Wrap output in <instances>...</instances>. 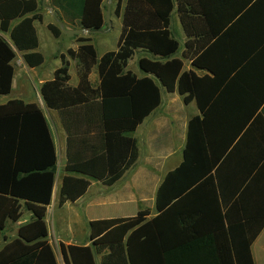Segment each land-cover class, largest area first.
Masks as SVG:
<instances>
[{"label": "trees", "instance_id": "16d2710c", "mask_svg": "<svg viewBox=\"0 0 264 264\" xmlns=\"http://www.w3.org/2000/svg\"><path fill=\"white\" fill-rule=\"evenodd\" d=\"M54 4L71 26L100 32L108 26L105 0ZM40 5V0H0V97L12 92L14 49L32 69L45 63L35 27L44 20ZM175 11L189 38L183 58L209 74L186 71L184 61L176 58L181 44L171 29ZM116 15L123 24L117 51L99 58L90 38L75 36L81 45L68 56L78 62L79 86L69 85L70 63L62 55V67L41 88L45 104L58 112L68 135V175L59 206L87 194L91 182L86 177L111 187L136 164L139 149L131 135L161 106L163 91L179 94L185 105L195 101L201 115L189 122L183 163L158 190L159 215L147 221L150 213L142 211L133 218L91 222L93 246L63 245L66 264H98L99 256L101 264H174L160 263L159 257L175 254L174 212L178 202L197 192H213L220 210L231 209L220 213L222 220L232 224V212L241 215L238 223L244 231L241 247L238 238L234 240L236 264H254L251 246L264 229V0H128L125 6L118 0ZM196 15L205 18L208 37L194 41ZM48 30L56 39L63 37L56 25H48ZM139 50L155 58L139 60L147 75L142 79L126 72ZM95 68L100 77L97 87L90 82ZM89 113L95 118L89 119ZM94 130V137H85ZM21 143L39 146L38 163L13 160ZM82 145L91 146L95 157H80ZM56 164L41 109L22 101L0 106V235L8 220L21 218V201L35 217L0 252V264H58L46 223ZM149 257L156 261L149 263Z\"/></svg>", "mask_w": 264, "mask_h": 264}, {"label": "crops", "instance_id": "0c3cea01", "mask_svg": "<svg viewBox=\"0 0 264 264\" xmlns=\"http://www.w3.org/2000/svg\"><path fill=\"white\" fill-rule=\"evenodd\" d=\"M127 1L128 0H123L124 6ZM110 5L112 14L110 25H112V22L119 23L120 32L117 35V40L115 42L116 47L114 49H109L107 45H105V42L98 45L94 38L90 37L97 51V47L103 48L105 51L102 54H99L98 52L99 58H102L108 52L118 50L122 33V18L116 15L118 0H110ZM43 18V22H36L35 27L40 41L39 51L44 55L45 63L41 67L32 69L25 63L23 54L14 49L17 53V57L19 56L22 61L17 60L16 58L14 62L15 76L12 85V92L10 95L0 97V106H5L12 101H22L25 104H35L41 109L47 119L55 147V155L57 157V164L55 168H53L55 179L52 201L51 205L48 207L46 217L48 227L47 240L55 253L58 264H66L62 252L63 245L66 247L93 246V241L91 240V222L117 218H133L142 211H148L150 213L147 217V221L153 220L159 215L157 210L158 190L167 175L176 170L183 163L189 122L192 118L200 116L201 113L197 106L199 112L192 118H188L187 120L178 118L175 123L178 121L180 129L178 130V133H174L171 128L172 125L169 117L173 114L172 109L176 108V103L178 101L184 103L183 97L177 93L168 94L163 91V102L161 106L144 119L135 133L131 135L132 138L136 139L139 149V159L136 164L126 171L123 177L111 187L103 185L99 180L86 177V179L91 182L87 194L75 203L67 202L61 208L59 206L61 187L64 177L68 175L66 172L68 162V135L61 123L58 112L49 109L45 104L41 95V88L46 82L52 81L55 72L62 67V55L66 56L70 63L69 74L71 80L69 85L73 88L79 86V65L76 60H72L68 56V51L71 49L76 51L81 44L77 41V38L74 40L75 36L71 38L67 35L70 40L69 46L65 52L60 55V62L56 63L55 67L46 68L48 58L42 50V42L40 40L37 24H41L48 30V25H50V23H47L44 15ZM64 21L70 25L65 19ZM204 23L205 18L203 16H194L192 20V40L195 41L203 37H208V30L205 28ZM171 29L173 36L181 44L180 52L177 54L176 58L184 61L185 70L194 71L199 76L209 74L207 71L194 68L191 61L183 58L185 45L189 38L187 37L177 11L172 15ZM68 30L75 29L68 28ZM106 33V30H104L93 34L104 35ZM3 36L8 38L7 35ZM81 37L88 38V36L85 35H82ZM53 38L55 37L53 36ZM61 39L62 38L56 40L60 41ZM73 43L76 45H73ZM141 58L155 59L145 51L139 50L136 52L134 58L129 62L126 72H132L139 79L147 77L139 67V60ZM90 82L94 87L99 85L100 77L97 68L92 71ZM19 84L21 85V90H18ZM169 95L172 96L173 100H170V102L165 101V96ZM193 103L196 102L194 101L191 104ZM262 111L264 117V106L261 109V112ZM95 116L97 115L95 114ZM93 117L92 113H89L88 118L92 119ZM95 124H97V122ZM92 125L93 123L90 122L89 126ZM95 132L96 131L94 130L90 135L85 137L92 138L95 136ZM16 146L13 158L15 162L24 164L26 160L32 165L34 162L38 163L39 146L36 144L28 145L24 143L17 144ZM78 151L82 158L95 157L96 154L95 150L89 145L80 146ZM176 151L181 153L179 158L176 157ZM23 177L24 175L21 174L19 180H22ZM148 183H155V187H153L151 191L149 187L146 186ZM111 194H113L112 198L110 197ZM190 197L192 198L178 202L179 206L176 209V212H174L176 238L172 244L169 243L175 246V254L169 256L170 258L167 256H160L159 262L161 263V261L170 260L174 264H236L234 256V240L235 238H238L239 242L237 243L241 247V232L244 231L240 225L242 223H238L241 215L237 217L236 211L232 212L234 213L230 215L232 222H234L232 224L226 219L222 220V214L220 213L223 211V215H225L228 210H230L231 213V209L223 208V210H220L217 206V196L213 192L192 193ZM195 200L200 201H197L196 203ZM21 205L22 215L19 221L13 222L12 220H8L5 230L1 232L0 252L19 238V231L22 227L35 220L34 214L27 209L24 201H21ZM113 205L135 206L136 214L131 216L102 217L103 212L98 211V209L102 207H112ZM58 211L63 214L59 215L57 221H55L54 215ZM239 214L241 213L239 212ZM169 219H171V216H169ZM251 254L254 264H264V229L253 242L251 246ZM147 261L152 263L156 261V259L149 257ZM97 263L101 264V256L98 257Z\"/></svg>", "mask_w": 264, "mask_h": 264}, {"label": "rangeland", "instance_id": "374dc122", "mask_svg": "<svg viewBox=\"0 0 264 264\" xmlns=\"http://www.w3.org/2000/svg\"><path fill=\"white\" fill-rule=\"evenodd\" d=\"M40 3H41V6H40L41 14L46 17L47 23L56 25L61 30L63 29L68 30V28H73L75 30L80 29V26L78 24L76 26H71L64 21L61 13L59 12V10L54 4V0H40ZM109 8L111 11L110 0H105V13L106 14ZM111 24L112 25L108 23V26L105 28L107 33L104 35L86 33L85 36H88V38L93 37L98 45H101L105 42L106 43L105 45H107L109 49H114L116 47L115 42L117 40L116 39L117 35L120 32V27H119V23L117 22H112ZM37 26H38V31L40 35V40L42 42V50L44 51V53L46 54L48 58L46 68L55 67V64L60 62V55L64 53L67 47L69 46L70 40L68 39L67 35L63 34L62 39L60 41H57L55 38H53V35H51V32H49L44 26H42L41 24H37ZM74 40H76V37H74ZM73 45H76V44L73 43ZM97 48H98L99 54H102L105 52L103 48H100V47H97ZM17 60L22 61L19 58V56L17 57ZM20 87L21 85L19 84L18 90H21ZM170 100H173L172 96L170 95L165 96V101L170 102ZM198 112L199 111H198L196 103H193L189 106H185L183 102L178 101L176 103V108L172 109L173 114L169 117L173 132L174 133L179 132L178 130L180 129V126L178 124V121L177 123H175L178 118L180 119L183 118L187 120L188 118L189 119L192 118ZM180 156H181V153L179 151H176V157L179 158ZM146 186L149 187L151 191V189L155 187V183H151V184L148 183L146 184ZM112 195L113 194L110 195L111 198L113 197ZM98 211L103 212L102 217L131 216V215L136 214V207L131 206V205L130 206H127V205L114 206L113 205L112 207L109 206V207L99 208ZM62 214H63L62 212H59V211L56 212L54 215V220L57 221L59 215H62Z\"/></svg>", "mask_w": 264, "mask_h": 264}, {"label": "water", "instance_id": "95a60500", "mask_svg": "<svg viewBox=\"0 0 264 264\" xmlns=\"http://www.w3.org/2000/svg\"><path fill=\"white\" fill-rule=\"evenodd\" d=\"M106 19H107V22L110 24V21H111V11H110V8L108 9V12L106 14ZM63 32L64 34L68 35L69 37H74V36H82V35H85L86 33H98L99 31H91L87 28H82V29H79V30H66V29H63ZM160 82V81H159ZM161 84V82H160Z\"/></svg>", "mask_w": 264, "mask_h": 264}]
</instances>
